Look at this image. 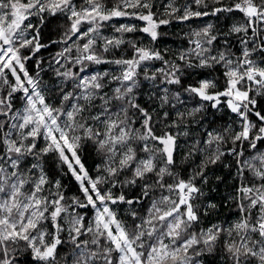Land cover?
<instances>
[{"label":"snow or ice","instance_id":"obj_1","mask_svg":"<svg viewBox=\"0 0 264 264\" xmlns=\"http://www.w3.org/2000/svg\"><path fill=\"white\" fill-rule=\"evenodd\" d=\"M0 264H264V0H0Z\"/></svg>","mask_w":264,"mask_h":264}]
</instances>
